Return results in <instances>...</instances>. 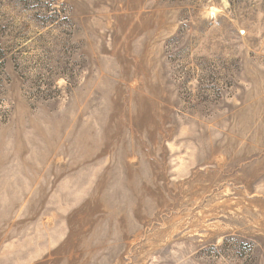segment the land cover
Wrapping results in <instances>:
<instances>
[{"label": "rangeland", "instance_id": "374dc122", "mask_svg": "<svg viewBox=\"0 0 264 264\" xmlns=\"http://www.w3.org/2000/svg\"><path fill=\"white\" fill-rule=\"evenodd\" d=\"M0 264H264V0H0Z\"/></svg>", "mask_w": 264, "mask_h": 264}]
</instances>
